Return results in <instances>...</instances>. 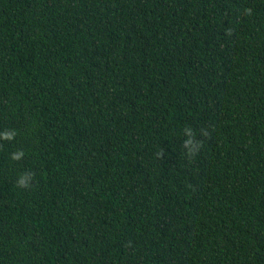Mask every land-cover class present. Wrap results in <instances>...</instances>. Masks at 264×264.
Listing matches in <instances>:
<instances>
[{
    "label": "trees",
    "instance_id": "1",
    "mask_svg": "<svg viewBox=\"0 0 264 264\" xmlns=\"http://www.w3.org/2000/svg\"><path fill=\"white\" fill-rule=\"evenodd\" d=\"M0 264H264V0H0Z\"/></svg>",
    "mask_w": 264,
    "mask_h": 264
},
{
    "label": "clouds",
    "instance_id": "2",
    "mask_svg": "<svg viewBox=\"0 0 264 264\" xmlns=\"http://www.w3.org/2000/svg\"><path fill=\"white\" fill-rule=\"evenodd\" d=\"M5 138H6V139H12V137L9 136V135H6ZM187 143H191V142H190V141H187L186 144H187ZM21 155H22V153H21ZM13 158H14V159H18L19 156H14ZM20 186H22V187H26L27 185H25L24 182L21 181V182H20Z\"/></svg>",
    "mask_w": 264,
    "mask_h": 264
}]
</instances>
